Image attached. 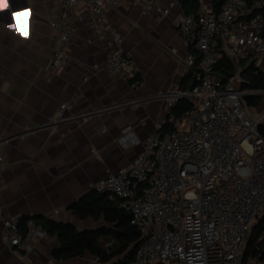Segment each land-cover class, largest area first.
Instances as JSON below:
<instances>
[{
    "label": "built area",
    "instance_id": "1",
    "mask_svg": "<svg viewBox=\"0 0 264 264\" xmlns=\"http://www.w3.org/2000/svg\"><path fill=\"white\" fill-rule=\"evenodd\" d=\"M57 19L50 21L60 31L63 45L71 39L70 13L80 0H57ZM88 12L103 21L107 9L119 8L125 0H84ZM197 10L175 19L185 42L194 47L186 57L197 68L198 82L187 89L160 91L129 101L139 105L161 99L171 108L188 98L191 108L172 116L170 124L157 121L143 150L122 171L110 173L92 185L122 201L131 223L141 232L131 264H264V251L248 253L246 242L259 212L264 209V99L263 89L243 88V63L264 68V0H194ZM142 4L144 14L168 15L180 0L161 7L156 0H131ZM82 20L83 15H78ZM98 38L108 49L104 69L120 74L133 89L142 84L136 59L123 46L121 32L103 25ZM228 55L237 66L225 80L214 69ZM70 59L65 48L55 52L53 65ZM261 96L258 105L249 97ZM62 103L54 121L77 118L66 114ZM144 122V121H143ZM102 131H106L103 129ZM123 144H138L132 126L123 130ZM6 163L0 153V166ZM4 207L0 194V220ZM21 214L3 219L1 240L15 251H29L48 232L33 217L21 224ZM264 236V233H263Z\"/></svg>",
    "mask_w": 264,
    "mask_h": 264
},
{
    "label": "crops",
    "instance_id": "2",
    "mask_svg": "<svg viewBox=\"0 0 264 264\" xmlns=\"http://www.w3.org/2000/svg\"><path fill=\"white\" fill-rule=\"evenodd\" d=\"M156 1L161 7L172 2ZM192 1L180 0L161 16L144 14L142 4L125 0L117 9L108 8L101 21L80 0L70 13L71 39L65 45L50 25L59 12L57 0H6L0 6V153L6 159L0 166V264H99L90 253L55 258L59 242L50 234L37 239L31 250L17 252L1 240L3 219L34 215L70 222L80 230L105 224L103 218H81L69 204L110 173L124 170L143 150L156 122L172 117L161 99L136 106L129 101L195 81V71L185 61L194 47L175 22L182 13L196 12ZM103 25L121 32L124 49L141 69L139 88L105 71L109 51L98 38ZM60 47L70 59L56 67L53 59ZM62 103L70 104L66 114L81 116L54 121ZM128 126L140 143L121 142ZM101 241L109 245L113 237L104 235Z\"/></svg>",
    "mask_w": 264,
    "mask_h": 264
},
{
    "label": "trees",
    "instance_id": "3",
    "mask_svg": "<svg viewBox=\"0 0 264 264\" xmlns=\"http://www.w3.org/2000/svg\"><path fill=\"white\" fill-rule=\"evenodd\" d=\"M224 0H216L220 6ZM192 4L195 1L191 2ZM215 71L225 80L234 76L237 71L236 63L228 56L223 55L214 66ZM195 72V84L198 82ZM243 88L263 89L264 68L256 66L255 62L243 63L241 71ZM193 84L186 88H190ZM182 88V89H186ZM262 101L261 96L249 97L248 102L258 105ZM191 108L188 98H181L170 111L171 116H182L185 111ZM167 120L164 125L170 124ZM264 134V124L261 126ZM69 208L81 218L92 217L95 220L104 219L105 224L97 229L80 230L73 223L58 221L47 217L34 215H22L21 224L24 225L28 217H33L48 234L58 239L59 245L54 251L57 259H70L77 256H84L90 253L99 264H131L135 259L137 247L142 242L141 232L131 223L130 214L122 206L118 197H110L108 193L99 192L94 188L85 193L80 199L69 204ZM264 214L260 222L253 225L251 234L246 242L248 253L264 251ZM104 235H111L113 243L106 245L101 241Z\"/></svg>",
    "mask_w": 264,
    "mask_h": 264
},
{
    "label": "rangeland",
    "instance_id": "4",
    "mask_svg": "<svg viewBox=\"0 0 264 264\" xmlns=\"http://www.w3.org/2000/svg\"><path fill=\"white\" fill-rule=\"evenodd\" d=\"M259 109L260 110H263L264 109V99H263L262 103L259 105ZM263 214H264V209L259 212V215L256 217V220H255V223L254 224H257V223L260 222L261 216ZM250 234H251V232H250ZM250 234L248 235V238H249Z\"/></svg>",
    "mask_w": 264,
    "mask_h": 264
},
{
    "label": "snow or ice",
    "instance_id": "5",
    "mask_svg": "<svg viewBox=\"0 0 264 264\" xmlns=\"http://www.w3.org/2000/svg\"><path fill=\"white\" fill-rule=\"evenodd\" d=\"M0 6H6V0H0Z\"/></svg>",
    "mask_w": 264,
    "mask_h": 264
},
{
    "label": "water",
    "instance_id": "6",
    "mask_svg": "<svg viewBox=\"0 0 264 264\" xmlns=\"http://www.w3.org/2000/svg\"><path fill=\"white\" fill-rule=\"evenodd\" d=\"M193 85H195V82H193ZM256 224H254V226H255Z\"/></svg>",
    "mask_w": 264,
    "mask_h": 264
}]
</instances>
